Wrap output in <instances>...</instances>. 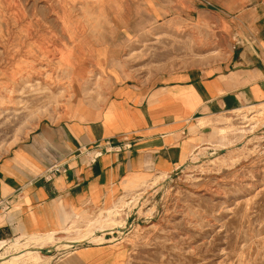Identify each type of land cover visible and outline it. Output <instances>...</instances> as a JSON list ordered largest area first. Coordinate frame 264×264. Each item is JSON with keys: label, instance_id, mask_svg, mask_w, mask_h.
<instances>
[{"label": "rangeland", "instance_id": "obj_1", "mask_svg": "<svg viewBox=\"0 0 264 264\" xmlns=\"http://www.w3.org/2000/svg\"><path fill=\"white\" fill-rule=\"evenodd\" d=\"M261 24L264 0H0V159L40 124L81 120V104L98 106L82 119L93 120L112 70L141 85L169 71L214 69L241 29ZM239 113L230 115L237 136L225 142L237 151L214 164L192 160L142 215L139 193L118 204L130 264H264V138L242 144L253 126L264 133V110Z\"/></svg>", "mask_w": 264, "mask_h": 264}, {"label": "crops", "instance_id": "obj_2", "mask_svg": "<svg viewBox=\"0 0 264 264\" xmlns=\"http://www.w3.org/2000/svg\"><path fill=\"white\" fill-rule=\"evenodd\" d=\"M241 34L228 61L214 69L169 71L141 85L112 70L110 96L93 120L84 121L98 106L81 104V120L40 124L3 156L0 263L16 254L6 250L15 242L80 228L156 177L178 175L200 149L237 136L219 132L236 127L230 115L264 103V24ZM104 238L60 258L57 251L41 256L48 264H130L118 233Z\"/></svg>", "mask_w": 264, "mask_h": 264}, {"label": "bare ground", "instance_id": "obj_3", "mask_svg": "<svg viewBox=\"0 0 264 264\" xmlns=\"http://www.w3.org/2000/svg\"><path fill=\"white\" fill-rule=\"evenodd\" d=\"M263 107H264V103L258 106H254L251 109H249V113H257V116L262 115L263 114L262 110H264L262 109ZM239 112L240 111H236L235 113H239ZM239 114H241V112ZM255 117L256 115L253 117L254 121L256 122L259 121ZM203 125H205V122ZM255 127L256 126H253L252 132L243 139L242 144H244L245 146L251 141L253 140L255 141V139L264 138V133L263 132L260 133L257 129H255ZM232 128L233 126L228 127V129H230L229 130L230 132L227 129H221V130L223 131L227 130L226 133H231ZM211 148L214 151V154L212 155L213 158L205 157V154ZM211 148L205 147V148L200 149L199 152L194 155L192 163L195 165L199 163H206V165L207 163H213L218 158L217 155L219 151L226 150V151L231 152L232 150L237 149V145H233L230 147H227V146L223 147V145H217V146L213 145L211 146ZM241 150H242V147H241ZM201 159H205L206 162H204V160L202 161ZM219 159H218V162L220 161ZM167 179H169V177L167 178L163 176L156 177L150 183L148 189H145L144 192H141L136 197H134L135 203L141 215L144 214V209H145L147 201L149 200V197H151L152 195H155L161 189V187L163 186V184L165 183ZM127 200H128L127 198H123L118 204H122V206L126 208V206L129 205ZM118 204L115 205L112 209L100 211L95 217L91 218L89 223L83 228L69 229L63 235H60V236L57 235V233H48L44 235L30 236L26 238L24 242H20V241L15 242L14 244L6 248V250L11 249L15 251L16 254L8 258V260H5V262L3 261V263L4 264H25L26 261L28 260L38 261L42 257L40 253V250L42 249L48 248V250H51V251L62 252V251L70 250L76 245H82L85 243H96V245L97 243H104L105 242L104 236L106 234L118 233V235H123L126 229L125 227L126 223H125V219L123 218V215L121 214L122 209L118 208ZM149 215H151V213H149ZM72 233H76V235L73 236ZM61 236H64V237H61Z\"/></svg>", "mask_w": 264, "mask_h": 264}, {"label": "water", "instance_id": "obj_4", "mask_svg": "<svg viewBox=\"0 0 264 264\" xmlns=\"http://www.w3.org/2000/svg\"><path fill=\"white\" fill-rule=\"evenodd\" d=\"M225 151H226V150H222V151H219L218 153L223 154ZM190 164H191V163H189V164L185 165L184 167H182L180 171H183V170H184L186 167H188ZM176 175H177V174H174V175H172L171 177H169V179H167V180L165 181V184L169 183V182H170V181H171ZM40 253H42V254H44V255H51V254L53 253V251L48 250V249H42V250H40Z\"/></svg>", "mask_w": 264, "mask_h": 264}, {"label": "built area", "instance_id": "obj_5", "mask_svg": "<svg viewBox=\"0 0 264 264\" xmlns=\"http://www.w3.org/2000/svg\"><path fill=\"white\" fill-rule=\"evenodd\" d=\"M99 156H100V154H97V155L94 157L93 162L96 161V159H97ZM56 170H57V169H56ZM134 210H136V209H134Z\"/></svg>", "mask_w": 264, "mask_h": 264}]
</instances>
